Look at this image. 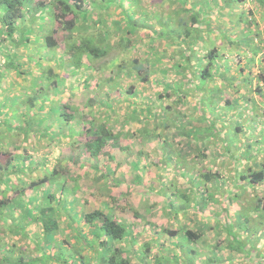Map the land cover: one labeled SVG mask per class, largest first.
I'll list each match as a JSON object with an SVG mask.
<instances>
[{"label": "trees", "instance_id": "16d2710c", "mask_svg": "<svg viewBox=\"0 0 264 264\" xmlns=\"http://www.w3.org/2000/svg\"><path fill=\"white\" fill-rule=\"evenodd\" d=\"M130 1L0 0V264H35L33 259L41 264H133L134 258L137 263L152 264V247L146 243L137 248L139 236L132 223L117 222L111 211H85L88 200L81 193L122 184L116 183L117 173L110 165L100 166L99 157L116 136L100 114L116 113L125 106L130 120L142 123L139 140L146 143L160 135L159 128H171L167 109L188 104L191 92L199 97L206 94L198 101L204 113L213 112L225 95H238L233 101L225 100V109L230 101L237 109L247 108L254 93L264 103V0H166L163 2L173 9L167 16L148 13L142 8L143 0L133 5ZM107 57L110 62L102 64ZM163 59L168 67L157 68ZM109 68L114 74L108 81L116 85L97 82L92 86L94 77ZM158 71L177 79L160 82L164 89L158 94L159 104L142 110L132 99L138 94L136 83H150ZM123 77L131 82L129 87L120 83ZM186 82L191 85L186 87ZM121 88L124 90L116 95ZM78 92H88L83 105L94 109L93 116L74 105ZM167 99L171 101L164 107ZM143 113H158L153 129ZM177 114L185 117L184 111ZM63 137L71 139L72 151L66 160L76 162L78 170L98 173L82 192L70 166L59 161L51 165L47 157L36 155L50 146L43 140L60 145ZM199 143L207 149L205 139ZM82 153L87 160L80 159ZM138 163L133 162L136 169H140ZM198 176L206 182L205 193L210 179L218 176L217 182L220 177L205 169ZM239 180L249 189L263 185L264 163L248 170L244 167ZM216 182L213 187L219 191ZM184 189L188 205L195 203V195H203ZM257 197L255 206L263 221L264 198ZM20 208L28 221L16 218ZM164 231L191 242L200 237L188 228ZM13 234L18 241L9 242ZM68 237L74 242L66 240ZM166 246L162 242L156 248L163 252ZM179 247L184 249L183 244ZM179 247L173 254L175 262L181 258ZM185 251L197 253L198 249ZM212 251L206 261L209 264H215L219 254ZM31 255L35 258L30 259ZM162 257H155L154 262H163Z\"/></svg>", "mask_w": 264, "mask_h": 264}, {"label": "rangeland", "instance_id": "374dc122", "mask_svg": "<svg viewBox=\"0 0 264 264\" xmlns=\"http://www.w3.org/2000/svg\"><path fill=\"white\" fill-rule=\"evenodd\" d=\"M138 1L131 0L130 4H137ZM143 1L142 8L151 14L162 13L167 16L173 10L167 7L168 2H163L166 0ZM56 13H58L57 10ZM257 16L259 17V15ZM148 17L149 19L156 18L155 16ZM118 19L122 20V16L120 15ZM240 28L239 25L234 28V31ZM31 51L32 49L29 52ZM139 55L137 57H141L142 54L139 53ZM135 57V55L132 56L131 60ZM110 60L111 57H107L102 60V64L108 63ZM130 64L128 63L127 66ZM156 67L166 69L168 63L163 59L158 62ZM109 69L102 71L98 76L92 72V75L97 76L94 77L92 86L97 82L102 85L106 83L116 85V82L108 81V78L114 74L112 69ZM122 74L125 76V71ZM174 79L177 78L170 74L165 76L158 71L152 74L150 83L137 82L138 94L132 97L133 103H136L142 110L149 104L156 103L158 105V94L159 92L163 93L164 89L160 82L173 83ZM120 80L123 85L128 86L131 83L125 77ZM186 83V87L191 85L189 82ZM16 89L19 90V86ZM113 89L116 90V88ZM123 90L124 88H121L116 95ZM87 93L85 92L83 95L78 92L74 105L85 109L86 115L93 116L94 109L91 106L83 105ZM204 95L206 94L203 93L199 97L198 93L191 92L186 99L188 104H176L173 105L172 110L167 109L166 116H170L172 119L171 128L167 130L159 128L157 132L160 135L148 139L146 143L139 140V129L143 127L142 123L132 122L125 106L117 110L116 113L100 114V120L105 122L116 134L111 144L99 157L100 166L110 165V168L117 173L115 175L118 178L116 183L121 181L122 184L113 186L110 184L99 187L92 193H81L80 196L88 200L87 203L85 202V211L87 213L97 209L111 211L117 222L132 223L134 234L139 236L137 248L140 249L146 243L152 247L149 253V260L152 264H157L154 262L156 261L155 257L160 256L165 258L162 257L161 261L163 262L159 264H207L208 262L202 259L213 254V249L219 251V254L215 256L216 259L221 260L215 264H264V220L261 221L262 213H259L255 206L257 196L264 198V184L258 185L255 189H249L246 184L245 186L248 188L243 187V181L239 180V174L244 167L248 170L253 168L256 163H264V103L262 98L254 93L253 100L249 102L247 108L242 106L237 109L234 102L231 101L237 99L238 95H225L223 97L226 99L219 102L213 110L214 113L207 111L204 113L200 112L203 108L202 106L199 108L198 104ZM227 99L231 100L230 107L225 109L227 104L225 100ZM240 99L239 97V103H241ZM170 101L171 99L165 100L164 107H167ZM219 108L222 109L218 111ZM179 110L185 112V117H180L177 114ZM143 114L145 118L148 117L149 128L153 129L156 126L158 113ZM97 115L99 116V114ZM189 133H194V135L189 136ZM202 139L208 142L207 149L202 146V143H199V140ZM61 140L63 142L61 141L60 145H52L43 140L50 146L41 149L36 155L47 157L51 165L57 164L59 161L63 166H70L72 175L79 179V189L82 192V190H86L87 185L92 183L98 173L89 172L87 169L78 170L79 166L76 162L74 164L73 161L66 160L69 159L68 155L72 151L71 148L69 149L71 139L63 137ZM166 142H168L167 145ZM190 144L195 146L189 148ZM225 147H230L231 151L225 150ZM202 153H206L208 157H203ZM76 157L75 155L74 159ZM87 157L85 153H82L80 159L87 160ZM137 161L140 169H136L133 165V162L137 163ZM84 162L91 165L88 161ZM204 169L205 173L220 176L217 182L215 180L218 176L210 179L207 186L208 193H205L204 184L206 182L201 178L202 176H198L200 170L203 172ZM193 174H196L197 177H194ZM140 175V179L136 181ZM215 182L219 185V191H215V187H213ZM184 188L203 195H195V203L188 205V201L183 196ZM245 195L246 199H244ZM106 203L109 207L105 206ZM16 218L28 221L26 212L21 208L18 209ZM34 227L35 230L38 228L37 225ZM187 228L199 234L200 237L191 242L183 235L178 236L177 233L170 235L169 232L164 231H178ZM11 236L12 240L9 242L18 241L17 235ZM66 240L74 242L71 237ZM162 242L170 246L165 249V252L156 248ZM19 243L20 246H24V242L19 241ZM179 243L184 245V249L179 247ZM25 246L29 251L33 250V246ZM176 247H179L181 256L178 262L173 261ZM195 248L198 249V254L185 251L186 249L195 250ZM242 254L246 256L245 259H242V256L237 257ZM34 256L31 255L30 259ZM190 256L193 258L192 261L189 260ZM33 260L36 262L35 264L42 262ZM137 261L134 258L132 263L142 264ZM229 261L231 262L228 263Z\"/></svg>", "mask_w": 264, "mask_h": 264}, {"label": "crops", "instance_id": "0c3cea01", "mask_svg": "<svg viewBox=\"0 0 264 264\" xmlns=\"http://www.w3.org/2000/svg\"><path fill=\"white\" fill-rule=\"evenodd\" d=\"M167 245V244H166ZM167 248H169L170 246L168 245V246H166ZM166 250H164L163 252H165ZM239 256H242L241 258L242 259H245L246 258V256H244L243 254L242 255H237V257H239ZM209 257H211V255H208V257L206 258V259H202V260H205V261H207V259L209 258ZM225 260H228L227 258H225ZM215 261L216 262H220L221 260L218 258V259H215ZM231 261H229L228 263H230ZM211 264H213V263H211Z\"/></svg>", "mask_w": 264, "mask_h": 264}]
</instances>
